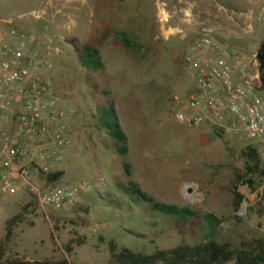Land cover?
Instances as JSON below:
<instances>
[{
	"label": "rangeland",
	"instance_id": "374dc122",
	"mask_svg": "<svg viewBox=\"0 0 264 264\" xmlns=\"http://www.w3.org/2000/svg\"><path fill=\"white\" fill-rule=\"evenodd\" d=\"M232 3L245 14L225 11L222 22L204 18L192 24L186 18L197 17L203 3L0 0V28L16 29L30 38L39 53L41 74L59 99L67 144L61 149L64 158L59 170L65 175L58 184H69L80 196V203L51 212L42 210L25 190L0 196V240L5 221L33 202L14 230L8 255L107 264L111 240L120 249L149 255L156 249L208 239L238 248L241 242L264 235V217L257 222L253 215L264 206V180H257L254 191L235 181V173L244 170L241 149L253 144L261 151L264 140L252 141L243 133L219 137L207 125L189 127L175 116L177 111H187L172 101L193 86L183 64L193 34H211L222 44L251 54L243 45L248 35L242 21L264 27L258 22L264 0ZM7 19L13 23L4 22ZM88 46L100 52L103 71L82 64ZM110 104L128 139L126 158L109 131L110 118L104 111ZM125 162L130 164V176ZM130 181L156 203L200 214L154 210L149 202L134 198ZM234 185L244 196L241 204L255 205L213 228L215 222L201 215L214 201L233 204ZM77 217H85L89 225L78 224Z\"/></svg>",
	"mask_w": 264,
	"mask_h": 264
},
{
	"label": "built area",
	"instance_id": "2783aa9c",
	"mask_svg": "<svg viewBox=\"0 0 264 264\" xmlns=\"http://www.w3.org/2000/svg\"><path fill=\"white\" fill-rule=\"evenodd\" d=\"M258 22L264 26V9ZM30 43L16 29L0 28V196L25 190L42 210L60 211L80 203V196L69 184L45 178L60 170L67 126ZM183 64L193 86L173 97V104L188 113L177 111L178 120L189 127L207 125L217 135L264 139V90L256 55L203 33L190 42Z\"/></svg>",
	"mask_w": 264,
	"mask_h": 264
},
{
	"label": "trees",
	"instance_id": "16d2710c",
	"mask_svg": "<svg viewBox=\"0 0 264 264\" xmlns=\"http://www.w3.org/2000/svg\"><path fill=\"white\" fill-rule=\"evenodd\" d=\"M256 58L259 64L260 82L264 90V40L258 48ZM81 62L84 67L92 71H103L105 68L100 52L93 47L88 46L83 50ZM104 113L110 118V124H108L110 134L121 144L118 152L123 158H126L128 155V139L121 128L114 106L110 104V107L106 108ZM218 136L222 137V135ZM240 155L244 162V170L243 172L235 173V181L241 182L254 191L258 186L257 180H264L262 155L253 144L242 148ZM124 166L128 176H130V164L125 162ZM64 175L63 171H56L45 178L48 183L57 184ZM129 189L137 201L143 200L149 202L154 210L172 215L197 216L200 214L199 211L156 203L133 181L129 182ZM232 194L233 208L235 211H238L244 200V196L236 185L232 188ZM33 202L35 201L33 200ZM33 202L27 203L22 207L20 212L6 221L5 234L0 240V264H71L65 257L61 259L27 260L17 253L8 255V248L14 237V230L24 220ZM258 213H264V206L258 209ZM201 218L210 223L214 221L215 225L213 228L221 226L225 221V219L217 218L213 214H204L201 215ZM76 222L82 226L89 225L85 217H77ZM99 240L102 243L105 242L102 237ZM79 244H83V241H80ZM67 249L69 252L72 251L71 247ZM108 253L109 259L107 264H264V236L243 241L238 248H233L230 242H218L214 239H208L195 244H181L170 249H156L154 253L149 255L136 253L128 248L120 249L118 244L111 240L108 242Z\"/></svg>",
	"mask_w": 264,
	"mask_h": 264
},
{
	"label": "crops",
	"instance_id": "0c3cea01",
	"mask_svg": "<svg viewBox=\"0 0 264 264\" xmlns=\"http://www.w3.org/2000/svg\"><path fill=\"white\" fill-rule=\"evenodd\" d=\"M182 1V0H180ZM193 2H199L203 3V8L202 10L199 11V15L197 17L193 16V14H190L188 18H186L188 21H191V23H195L197 21H201L202 19H215L217 22H222L224 20L223 18V13L225 11L229 12H235L236 14H239L240 16H243L245 13L243 9H239L235 4L233 5V2H237L234 0H191ZM225 5V6H224ZM200 9V8H199ZM162 27L165 29V25L163 24ZM242 28L245 31V34L248 35V38L246 39L245 47L247 46V50L250 51L252 55H256L258 48L261 44V42L264 40V27H260V25H254L250 22L247 21H242ZM172 31V30H170ZM200 34H193L191 39L188 42V46L190 42L197 37ZM187 46V48H188ZM264 140V139H263ZM260 151V150H259ZM262 155V160L264 163V145L262 147V150L260 151ZM187 186V185H186ZM185 186V187H186ZM255 204L254 203H248L246 205L241 204V207L238 211H235L233 208L232 203H217L216 201L212 202L210 205L207 206L206 208V213L205 214H213L217 218H223L225 221L221 224L224 225L227 220L242 216L244 213L243 211L249 208L251 210ZM247 206V207H246ZM257 216V222H259V218L264 217V213L262 214H253ZM7 221V220H6ZM5 221V223H6ZM264 235H260L259 237H262ZM253 238V237H252Z\"/></svg>",
	"mask_w": 264,
	"mask_h": 264
},
{
	"label": "water",
	"instance_id": "95a60500",
	"mask_svg": "<svg viewBox=\"0 0 264 264\" xmlns=\"http://www.w3.org/2000/svg\"><path fill=\"white\" fill-rule=\"evenodd\" d=\"M186 189H188L189 190V188L188 187H186ZM190 191V190H189Z\"/></svg>",
	"mask_w": 264,
	"mask_h": 264
}]
</instances>
